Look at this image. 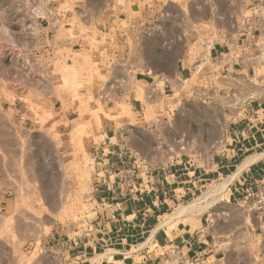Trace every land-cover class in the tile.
<instances>
[{
  "label": "crops",
  "instance_id": "crops-1",
  "mask_svg": "<svg viewBox=\"0 0 264 264\" xmlns=\"http://www.w3.org/2000/svg\"><path fill=\"white\" fill-rule=\"evenodd\" d=\"M184 1L81 0L82 11L75 16L76 49L61 56L75 64L79 89L74 104L105 106L108 116L99 118L101 133L93 135L101 140L90 148L98 168L95 200L105 207L108 220L101 231L50 245L59 255L20 264H160L175 250L196 264H260L253 241L257 217L246 205L255 199L264 177V96H251L259 87L255 74L264 67L259 46L264 18L253 14L255 0H233L229 12L227 0H187L192 28L186 33L179 28ZM243 11L252 15L244 18ZM228 24L239 25L230 38ZM142 25L151 27L143 32L139 51L131 52V34ZM167 25L174 37L164 48ZM61 33L58 25L49 26L42 39L61 40ZM173 41H181L182 48ZM200 41H212L205 62L192 49ZM197 81L245 98L241 117L214 145L187 143L175 160L152 163L138 137H151L153 127L154 136L168 131L186 136L178 131L179 104L172 101L173 108L169 100L176 93L194 92L195 87L184 85ZM121 109L128 116L111 119ZM88 116L83 119L92 121ZM174 147L167 144L156 153L164 156ZM234 174L225 189L196 202Z\"/></svg>",
  "mask_w": 264,
  "mask_h": 264
},
{
  "label": "rangeland",
  "instance_id": "rangeland-1",
  "mask_svg": "<svg viewBox=\"0 0 264 264\" xmlns=\"http://www.w3.org/2000/svg\"><path fill=\"white\" fill-rule=\"evenodd\" d=\"M232 2L227 0L228 12L233 11ZM253 3L258 5L253 14L264 18V0ZM187 7L185 0L180 14L184 23L179 28L186 33L192 28L187 24ZM81 8V0H0V261L7 264L59 255L57 248L49 246L101 231L108 220L105 207L95 200L98 168L90 151L101 140L93 135L101 133L99 118L108 116L105 106L74 104L79 89L75 64L61 56L76 49L75 16ZM252 12L243 11V17ZM57 25L62 39L43 40V32ZM238 26L227 25L228 38ZM150 27L142 25L131 34V52L139 51L143 32ZM172 37L167 25L164 48L171 45ZM211 42L200 41L192 48L203 62ZM147 43L154 45V41ZM88 44L91 48L92 42ZM173 44L182 48L181 41ZM259 46L264 50V40ZM253 82L259 87L251 96L260 100L264 67ZM184 87L195 90L188 95L176 93L169 102L172 107L174 101L179 104L178 131L186 136L174 137L170 131L154 136L153 127L151 137L137 139L149 151L152 163L175 160L186 151L187 143L214 145L226 127L241 117L245 98L240 100L232 91L199 81ZM118 113L111 119L128 116L124 109ZM88 114L92 121L83 119ZM167 144L176 147L164 156L156 153ZM258 186L257 194L264 197V177ZM214 189L211 186L196 202L207 200L205 196ZM254 201L246 209L257 217L253 241L259 246L258 262L264 264V202L261 210H254ZM186 258L185 253L171 252L160 264H187Z\"/></svg>",
  "mask_w": 264,
  "mask_h": 264
},
{
  "label": "bare ground",
  "instance_id": "bare-ground-1",
  "mask_svg": "<svg viewBox=\"0 0 264 264\" xmlns=\"http://www.w3.org/2000/svg\"><path fill=\"white\" fill-rule=\"evenodd\" d=\"M251 160H252V159H251ZM251 160L245 162L244 166L247 165L249 162H252ZM253 160H255V159H253ZM244 166H242V168H243ZM239 169H241V168H239ZM234 177H235V174H234L233 176H230V177L227 178L226 180H224V181L222 182L221 185L219 184L220 186H219V185H218V187L215 186V189H214L213 191H211L210 193H208V195L205 196V199L208 198V197H210L211 195L216 194L218 191L225 189V188L227 187V185L230 184V182L234 179ZM203 196H204V195H203ZM193 206H194V205H193ZM193 206H191V208H194ZM189 207H190V206H189ZM189 207H188V208H189ZM186 208H187V207H186ZM189 209H190V208H189ZM198 209H199V208L195 209V211L198 210ZM200 209H201V208H200ZM202 209H204V207H203ZM190 211H191V210H190ZM201 211H202V210H201ZM187 212H188V211H187ZM198 212H200V211H198Z\"/></svg>",
  "mask_w": 264,
  "mask_h": 264
},
{
  "label": "built area",
  "instance_id": "built-area-1",
  "mask_svg": "<svg viewBox=\"0 0 264 264\" xmlns=\"http://www.w3.org/2000/svg\"><path fill=\"white\" fill-rule=\"evenodd\" d=\"M264 202V197H263V193H258L255 197V201H254V210H261L262 209V204ZM174 252H177V253H182L181 251L179 250H175ZM173 253V252H172ZM187 259V264H196L195 261L189 259V258H186Z\"/></svg>",
  "mask_w": 264,
  "mask_h": 264
}]
</instances>
